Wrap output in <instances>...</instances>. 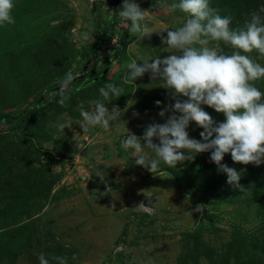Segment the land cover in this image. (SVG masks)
I'll return each instance as SVG.
<instances>
[{
	"label": "rangeland",
	"instance_id": "374dc122",
	"mask_svg": "<svg viewBox=\"0 0 264 264\" xmlns=\"http://www.w3.org/2000/svg\"><path fill=\"white\" fill-rule=\"evenodd\" d=\"M173 2L179 0H136L153 13L143 23L154 33L142 42L128 31L130 22H115L114 49H120L124 35L126 51L111 57L102 73L123 87L122 96L104 100L101 87L84 91L85 82L78 81L71 84L74 90L64 105L40 109V120L14 129L0 125V264H39L41 253L50 264H59L56 257L67 264H264V164L243 165L225 155L222 163L241 173V190L227 183V174L218 171L209 152L176 167L161 162L152 173L122 147L129 132L139 137L147 125L164 123L170 113L162 118L159 112L175 102L165 83L153 82L149 73L128 84L122 81L133 60L142 65L169 55L160 38L167 31H155L185 23L187 14L159 10ZM112 3L97 0L92 7L89 0H14L15 23L0 27V60L10 63L8 51L20 45L47 56L35 59L42 63L16 81L15 92L0 88V111L21 110L39 97L37 89L50 101L69 72L87 77L95 62L90 53L103 30L99 15ZM210 5L221 16H231L230 27L237 28L264 0H210ZM242 7L247 12L241 13ZM209 47L233 51L222 41ZM248 55L264 65L257 52ZM7 64H0V79L11 72ZM255 85L264 92V79ZM94 100L103 101L109 111L114 106L121 110L107 131L99 125L82 129L81 105L92 111ZM202 107L217 122L224 121L222 113ZM57 121L68 127L59 131ZM201 131L190 123V137L201 139ZM201 204L202 215L194 211Z\"/></svg>",
	"mask_w": 264,
	"mask_h": 264
},
{
	"label": "clouds",
	"instance_id": "9594fccd",
	"mask_svg": "<svg viewBox=\"0 0 264 264\" xmlns=\"http://www.w3.org/2000/svg\"><path fill=\"white\" fill-rule=\"evenodd\" d=\"M13 7L14 0H0V27L15 23ZM159 10L169 13L179 10L187 14L183 26L155 31H167V36L160 38L169 55L157 56L151 62L146 60L142 65L133 60L127 65L128 71L122 81L128 84L149 73L153 82L165 83L170 99L175 102L159 112L162 118L170 113L164 123L147 125L139 137L129 132L122 140V147L125 151L132 150L136 164L152 173L159 170L161 162L176 167L178 163L194 160L197 154L209 152L210 161L216 164L218 171L227 174V183L243 190L239 183L241 173L222 161L230 153L236 163L264 164V92L255 85L256 81L264 79V65L248 55L255 51L264 59V5L249 13L243 27L237 28L230 27L231 16H221L220 10L210 5V0H179L162 4ZM152 14L142 9L136 0H123L118 11L120 21L130 22L128 31L140 42L150 39L154 33L143 23ZM83 38L88 40V34L84 33ZM220 41L233 49L231 54L209 47L210 43ZM78 76L79 73L69 72L61 82L54 94L60 96L61 105L70 98L71 83ZM123 91L122 86L111 82L99 89L104 100L120 97ZM91 103L92 111L84 110L81 105L84 132L98 125L107 131L110 121L119 120L121 110L118 107L109 111L101 100ZM160 103L156 101L157 106ZM202 105L222 113L224 121L214 120ZM191 122L203 129L199 133L201 139L190 137ZM56 127L63 132L68 126L57 121ZM204 208L203 204L197 205L194 211L202 215ZM38 259L39 264H50L43 253ZM55 259L59 264H67L63 257Z\"/></svg>",
	"mask_w": 264,
	"mask_h": 264
},
{
	"label": "trees",
	"instance_id": "16d2710c",
	"mask_svg": "<svg viewBox=\"0 0 264 264\" xmlns=\"http://www.w3.org/2000/svg\"><path fill=\"white\" fill-rule=\"evenodd\" d=\"M114 10L112 13H107L105 12L106 15V19H101L100 15H99V25H101V27L103 28L102 33L99 35V37L97 38V40L94 42V46H93V50L90 53L89 58H92L95 60L94 65L92 66V71H90V73L87 75V77H77L76 79H74L72 81L71 84L76 83L78 81H83L85 83L82 84V86L89 84L90 82H93L94 80H96L98 77L103 76L104 74L102 73L104 69L108 68V62L109 59L112 57L114 58L118 52H120L121 50L124 51L127 42L125 39V36L122 35V37H120L119 39V45H120V51H116L117 49L113 48V50L109 51V52H105L102 49V46L106 45L112 38H113V27L115 26V22H119L118 21V11L121 9V6L117 4V0H114ZM100 11H102L100 9ZM247 12L246 8H241V13ZM232 15H235V13H232ZM22 44V43H21ZM31 48H33V46L28 45L27 49H25L24 46L20 45L17 50H10L8 51V54H10V56L8 57V61L10 63H3L2 60H0V64L1 65H8V67H12L11 68V72L5 76L8 77L5 79L1 78L0 79V88L1 87H7L10 88L12 91L14 89L13 92L16 91V89L18 88L19 82L17 83L16 81H19L20 78L22 77H26L25 73L32 68L34 71L37 68V64L42 63V62H37L35 64V59L37 58H44L45 56H47L46 54H43L41 52H38L37 50H32ZM104 57H103V56ZM4 57H6L5 55H2ZM98 56H102V62L101 64L96 67V62H97V58ZM7 58V57H6ZM111 58V59H112ZM11 60V61H10ZM13 65V66H12ZM42 70L40 68H38V71ZM36 71V73L38 72ZM98 71V72H97ZM12 84V85H11ZM81 86V87H82ZM71 87V86H70ZM79 87V86H78ZM52 88V87H50ZM55 89V92L50 96V101H47L45 99V96H43V94H41V89H37L36 92L39 94V97L36 98L35 100L31 101L29 104H27V106H25L24 108H22L21 110L17 111V112H2L0 111V125L1 124H5L7 125L8 128L14 129L16 127H20L21 125H25L27 123L30 122H36V120H40L41 118V114H42V110H41V114H40V109L46 106H51L55 103H57L60 99L59 95H54L55 93L58 92V90ZM72 90H74V88H71V92ZM69 95V92H68ZM25 98H22V100L20 99L19 101H24ZM12 104L13 101H11ZM14 102H18V101H14ZM1 166V165H0ZM48 189V188H47Z\"/></svg>",
	"mask_w": 264,
	"mask_h": 264
},
{
	"label": "built area",
	"instance_id": "2783aa9c",
	"mask_svg": "<svg viewBox=\"0 0 264 264\" xmlns=\"http://www.w3.org/2000/svg\"><path fill=\"white\" fill-rule=\"evenodd\" d=\"M96 1H97V0H89L91 6H94ZM112 1H114V0H112ZM122 3H123V0H117V4H118V5L122 6ZM103 6H104V5H103ZM113 10H114V3H112V4H107V5L105 6V12H107V13H112ZM118 20L120 21L119 17H118ZM113 41H116V40L113 38L112 41L109 43V45H106V47H108V48H107L108 51H105V46H102V49H103L105 52H109V50H110L111 48H114V46H115V43H113Z\"/></svg>",
	"mask_w": 264,
	"mask_h": 264
},
{
	"label": "crops",
	"instance_id": "0c3cea01",
	"mask_svg": "<svg viewBox=\"0 0 264 264\" xmlns=\"http://www.w3.org/2000/svg\"><path fill=\"white\" fill-rule=\"evenodd\" d=\"M100 14H101L102 17H103L104 14H102V13H100ZM101 15H100V16H101ZM102 17H101V19H103ZM104 17H105L104 19L107 18L106 15H104ZM104 19H103V20H104ZM129 44H131V42H130ZM127 48H128V47H127ZM125 51H126V49H125ZM124 53H125V52H124ZM124 75H125V74H124ZM106 78H107L106 75H105V76H104V75H103V76H100L99 78H97V79L94 80L93 82H90L89 84L85 85V87H81V88H82V90H84L83 88H86L87 86H92V87H94L95 85L98 86V87H103V85L105 84V82H109V81H110V80L107 81ZM112 79H113V78H111V80H112ZM102 82H103V83H102ZM93 84H94V85H93ZM85 90H86V89H85ZM85 90H84V91H85Z\"/></svg>",
	"mask_w": 264,
	"mask_h": 264
},
{
	"label": "water",
	"instance_id": "95a60500",
	"mask_svg": "<svg viewBox=\"0 0 264 264\" xmlns=\"http://www.w3.org/2000/svg\"><path fill=\"white\" fill-rule=\"evenodd\" d=\"M80 77V76H79Z\"/></svg>",
	"mask_w": 264,
	"mask_h": 264
}]
</instances>
